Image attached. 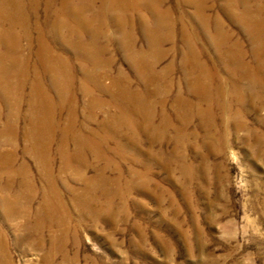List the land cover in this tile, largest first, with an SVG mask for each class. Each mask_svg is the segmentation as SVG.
<instances>
[{"label": "rangeland", "instance_id": "rangeland-1", "mask_svg": "<svg viewBox=\"0 0 264 264\" xmlns=\"http://www.w3.org/2000/svg\"><path fill=\"white\" fill-rule=\"evenodd\" d=\"M205 1L207 10L195 0H125L123 9L98 0L92 10L71 0L75 13L92 19L93 34L63 25L53 35L47 27V55L65 63L54 73L43 71L34 22L32 42L19 24L5 22L0 264H264V91L238 75L233 60L240 52L251 65L264 62V0ZM101 5L103 17H95ZM6 43L19 47L7 53ZM204 65L213 74L209 85ZM233 81L245 98L231 95ZM39 83L44 96L33 95ZM220 84L225 91L218 92ZM50 107L52 120H40L53 128L46 150L44 127L37 133L32 117L47 118ZM12 108L19 114L13 119ZM79 141L100 148L84 150L85 166ZM66 154L74 159L68 164ZM40 159L51 164L69 221L42 206L57 204L45 202L49 185ZM88 179L107 184L109 194L98 195L103 186L88 203L74 204ZM23 183L31 189L18 200ZM32 189L37 194L29 197ZM4 194L11 197L3 200ZM39 207L64 217L62 225L38 228ZM73 225L78 235L65 234Z\"/></svg>", "mask_w": 264, "mask_h": 264}, {"label": "bare ground", "instance_id": "bare-ground-1", "mask_svg": "<svg viewBox=\"0 0 264 264\" xmlns=\"http://www.w3.org/2000/svg\"><path fill=\"white\" fill-rule=\"evenodd\" d=\"M70 1L71 0H45V2H44V0H0V33L2 35L3 34L2 31L5 30V22H9L10 21L11 23L19 24V26H21V28L24 30L25 36L29 37V39H28L29 42H32V39H31V36H30V31L32 30V28H31L32 22H34L33 27H34V30L37 32V39H36L35 42H37L39 44L38 53H40L41 57L43 56V59H41V62H40L42 67H43V69H44L43 71L46 72V73L47 72L48 73H54L53 69H54V67H57L56 64L59 65V66H61V65L64 66L65 63L60 61L61 58H58L57 56L50 55L51 56V58H50L49 55H47V53L49 51H48V47H47L48 44L45 41V37H46V33H47V31H45V29L47 27H51V29H53V35H54L55 31L57 32V28L58 27L63 29V27H64L63 25H71V26H73V27H71V30H73V32H76L78 34V33H80L83 30H88L89 31V29L91 28V25L93 23L92 19L89 20L88 18H84L81 14L75 13L74 9H73L74 7L69 3ZM82 1H84L86 3V5L82 6V9H84L86 6H88L89 9L95 10V7H98L97 6L98 0H82ZM109 1H110L109 6L112 9H123L125 7V2H124L125 0H109ZM198 1L201 2L202 9H204V10L208 9V6L206 5V1L203 2V0H195V2L197 4H198ZM126 4H128V3H126ZM201 7H200V10H201ZM42 8H45V11H46L44 17L41 16V14H40V10ZM71 8H72V10H71ZM100 8L101 9H99V12H97V11L95 12V14H94L95 17L98 14H99L98 17H103L102 13L105 12V10L103 9L104 5H101ZM200 13H201V11H200ZM200 13H199V16H200ZM205 15H206L205 13H201L202 17L205 16ZM161 16H162V18L166 17L165 19H167V17H168L166 14L165 15L162 14ZM42 17H43V19H42ZM243 17L244 16L242 15V17H240V18L242 20H244L246 23H249V21H247V19H245V17L244 18ZM42 23H43V27H42L43 30L39 26ZM75 27L78 28V29H75ZM157 29H158V27L155 30H157ZM8 31H9V29H8ZM5 32H7V30H5ZM89 33L93 34V32H90V31H89ZM8 34L11 37L14 36V34H12L11 32L8 33ZM6 45L8 46V47H6V52L7 53L10 52V51L15 50L16 47H19V45L17 43L16 44L12 43L10 45L8 43H6ZM260 45L264 46V38H263V41L261 42ZM44 52L46 54H44ZM238 53H239V56L235 57L233 59L234 60V64H235L236 73L238 75H240V76H244V77L246 76L248 80H253L254 81L253 83L254 84L257 83L259 85L260 89H262V91H264V75H263L264 62L262 63V62H260L257 59L256 63L254 65H251L250 63H247V62L244 61L242 53H240V52H238ZM255 53L258 54L257 51H255ZM3 56H5V55L4 54H2V55L0 54V61L3 59ZM46 56H48L49 58L46 57ZM3 62H2V65L4 64ZM25 63H26V65L23 64L24 67H25V71L23 70V72L24 73L26 72L25 75H27L30 72V70H29V66L27 65V62H25ZM204 66H205V68H201L200 67L201 77H204L205 78L204 82H208V85H209V81L212 78L213 74L206 75V70H209V68H207L208 67L207 65H204ZM202 67H203V65H202ZM26 77L27 76H25V78ZM38 79L39 78L36 75L35 76V80H38ZM233 83H234V88L232 90H230L231 95L236 96L237 99H240L242 96L244 97L245 94L243 92H245V90L242 89L241 87H239V85L236 82L233 81ZM207 86L205 84V91L207 89ZM223 86H224V84H220V86L218 87V92L221 91L222 88H223V91H225V86L224 87ZM35 87H36L35 90L32 91L33 95L35 96V94L39 93V95H43L44 96L45 92H43L40 83L37 86H35ZM45 96H47V95H45ZM47 97L44 98V101H46V102L48 101ZM260 97H262V95ZM177 98L178 99H176V101H179V97L178 96H177ZM61 99L64 100L63 98H61ZM17 102H19V101H16V104H17V107H18L19 103H17ZM69 102H71V98H70ZM34 103H38V102H34ZM38 105H39V107H41L40 104H38ZM220 105L221 104H218V106H220ZM263 105L264 104H262L261 107ZM230 108L232 109L231 106H230ZM69 109L71 111V112L70 111L68 112L69 113L68 114L69 126L65 130H63V132H67V133H69V131H70V125L72 124L71 123L72 120H70V119L73 117V113H74V111L72 113V109L71 108H69ZM16 110L17 109H13L12 108V112H11L10 116L8 115V117H12V119L14 118V116L18 117L19 114H18V112ZM49 110H50V113L47 115V118L44 117L43 115H41L38 118L37 117V113L35 114L36 115V119L35 120H34V117H32L33 129L34 128L37 129V133H42V129L41 128H42V126L44 127V131H43V133L41 135H45L44 136L45 140L48 142V145L46 144V145L43 146L46 150H48V147H50V143H51V140H52L48 133L52 132L53 128H51L49 126H46V125L44 126V124L40 120H42L43 122H46V123H48V121L50 122L52 120L51 119L52 117L50 116V114H52V112H54V110H52L51 107L49 108ZM202 112H204L203 109H201V113ZM48 125H51V124H48ZM53 125L54 124L52 123V127H53ZM8 129H11V125H8ZM36 143H38V142H36ZM91 146H92L91 144L90 145L89 144L88 145L82 144L80 141H79V143L76 144V148H77L76 153L78 155V159L80 161L79 163L81 165H84V158L83 157H84V154L86 152L84 150L87 149V147L91 148ZM95 147H97L96 142H95V146H92V148H94V150H95ZM39 148H40V145H37L35 150H37V152L45 153V157L49 159V157L47 156L48 155V151H46V150L45 151H38ZM97 149H100V148L97 147ZM62 150H63V148H62ZM77 155L74 156V158H77ZM66 158L67 159L65 160V162H66L65 164H68V163H70V162H72L74 160L72 155H67L66 154ZM38 162H39V164H40V166L42 168L44 167L45 169H47L46 182H47V184L49 186H48V188H46L45 202L55 201L56 204H57L56 207H55L54 204H50V206H49V204H47V203L43 204L42 206L52 208V210L55 211L54 213H57L60 210V213H62L64 217L66 215L67 220L70 219L71 215L69 214V211L65 210L64 204L60 201V200H62L61 192L56 187L57 182H56L53 170L51 169V164H50L49 160L40 159ZM101 172L103 173L102 170H101ZM79 173H82V172L79 171ZM102 173H101V176H102ZM102 178H100V179H102ZM93 181H95V180H92V179H88V181L86 180L87 184H86V186L84 188V191H83L82 195H80V197L77 195V193H75L74 197L72 198V200L74 201V204H76L79 200H81V201H83L85 203H88L89 200L93 196H96V194H93L94 191H96L98 188L103 187L104 185H107V184H104L102 182H99L97 184V183H94ZM26 184L27 183L21 184V187H23L24 189L21 188L22 190H20L17 193V195L15 194V198L16 199L23 200V198L25 196V192H26L25 189H28V190L31 189L28 184H27L28 188H26ZM8 188L10 189L9 183L7 184V187H3V189H5L6 191L9 190ZM104 189L105 190H103V188H102L101 189V191L103 190L102 193L98 194V195L107 196L109 194V190L110 189L108 187H106V186H104ZM35 194H37V192L33 193V189H32V191L29 193V197L35 196ZM10 197H11L10 194H8V196L4 194L3 200L9 199ZM109 201L110 200H108L106 202L105 206L101 210H106L107 209L108 205H110ZM88 205H89L90 213L96 214V210L97 209L95 208V203H89ZM14 211H15V209H14ZM47 212H48V210H43V209L41 210V208L39 207V209H38V217L39 218H37L39 220L38 228L44 229L45 224H46L47 221H49L51 225H60L63 222L62 218H64V217H60V216L58 218L49 217V216L45 215ZM63 229L66 232L65 234H67L68 231H71L72 234H75L76 236L78 235V231H77V229L75 228L74 225L71 226V227L63 228ZM55 239H56V237H55ZM59 239L60 238L57 237V239H56L57 242L59 241Z\"/></svg>", "mask_w": 264, "mask_h": 264}]
</instances>
